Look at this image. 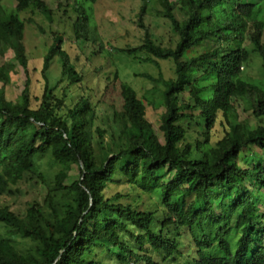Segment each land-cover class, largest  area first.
Segmentation results:
<instances>
[{
  "label": "trees",
  "instance_id": "16d2710c",
  "mask_svg": "<svg viewBox=\"0 0 264 264\" xmlns=\"http://www.w3.org/2000/svg\"><path fill=\"white\" fill-rule=\"evenodd\" d=\"M158 2L177 36L175 47H162L145 31L139 47L118 52L145 54L156 67L157 60L175 64V80L162 82L163 144L127 84H121L123 103L114 115L118 148L100 154L84 135L87 100L60 115L62 103L46 82L34 107L27 78L16 102L7 101L4 86L14 66H0V196L31 176L44 182V176H35L36 161L49 156L59 166L46 196L51 216L38 203L23 216L0 207V225L34 244L17 250L0 235V264H264V157L252 151L264 152V125L252 129L239 121L233 104L244 102L264 121V0ZM176 4L181 21L173 13ZM29 8L51 20L44 0H0V56L18 54L26 72L20 14ZM88 25L83 12L74 24L78 40H86ZM90 41L96 42L93 33ZM208 43L211 49L190 57ZM252 54L261 62L256 79L242 72ZM54 58L63 79L81 81L60 36L45 57L44 75ZM185 90L191 103L179 102ZM220 116L229 131L212 145L210 130ZM99 146L102 151L103 143ZM73 165L81 176L66 187ZM116 183L137 188L149 202L140 194L106 197L105 189ZM60 191L70 198L62 214L55 208Z\"/></svg>",
  "mask_w": 264,
  "mask_h": 264
},
{
  "label": "rangeland",
  "instance_id": "374dc122",
  "mask_svg": "<svg viewBox=\"0 0 264 264\" xmlns=\"http://www.w3.org/2000/svg\"><path fill=\"white\" fill-rule=\"evenodd\" d=\"M44 1L51 11V20L46 19L35 8H29L20 14L25 23L23 44L27 57V72L21 65V57L18 54L8 51L4 57L0 56V66L7 62L14 66L10 74V83L4 86L5 99L16 102L28 78L34 107L40 103L46 82L50 87L55 88L53 94L62 103V109L58 111L60 115L64 116L76 103L87 100L84 135L92 144L95 153L110 154L117 150L119 144L120 127L115 124L114 115L121 111L123 103L121 84H127L141 99L145 106V118L163 144L160 125L165 113L161 100L165 87L162 82L175 80V64L172 61L157 60L158 67H156L146 62L145 54L139 53L134 57L118 52V50L139 47L143 43L145 31L162 47H175L177 36L172 32L170 23L163 18L158 0H98L95 4H85L83 0ZM75 1H77L76 5ZM171 1L177 2V0ZM142 10L143 14H141ZM83 12L89 17V25L86 28L88 34L86 40H78L74 24L81 18ZM173 13L177 20L184 19L178 4ZM92 33L96 39L94 43L90 41ZM55 36H60L62 50L67 53L70 62L81 77L80 82L72 83L62 78L58 58L52 60L49 70L44 75V60ZM211 47L212 44L208 43L190 52L189 55L198 56ZM242 72L245 76L259 78L260 59L252 54L249 63L242 68ZM1 87L3 85L0 83ZM178 98L180 103H191L188 90L180 93ZM233 104L239 121L247 122L252 129L264 125V121L253 116L244 102L233 100ZM98 131L103 132L102 138L99 137ZM228 131L227 123L220 116L210 130V144L213 145L221 140ZM100 143H103L102 151H100ZM252 151L264 157V152L259 149L253 147ZM58 170L59 166L49 156L36 161L35 176H44V182L31 176L32 179L11 187V193L0 196V207L6 206L23 216L30 205L38 203L45 214L51 216L52 212L46 196L54 187V177ZM80 176L81 169L78 165H73L63 184L68 187L79 180ZM63 193L64 191L58 192L55 200V208L60 214L70 200ZM116 193L131 194L133 198L140 194L144 203L149 202L148 195H143L137 188L131 189L121 183L109 184L104 195L110 197ZM215 211L219 213V210L215 209ZM0 235L10 239L17 250L25 251L34 246L30 240L22 238L19 234H9V229L2 225H0Z\"/></svg>",
  "mask_w": 264,
  "mask_h": 264
}]
</instances>
